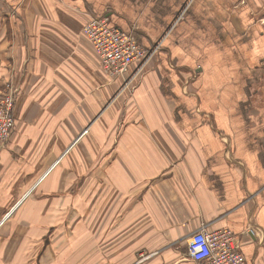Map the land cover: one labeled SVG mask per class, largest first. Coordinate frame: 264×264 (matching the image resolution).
<instances>
[{
	"label": "crops",
	"instance_id": "1",
	"mask_svg": "<svg viewBox=\"0 0 264 264\" xmlns=\"http://www.w3.org/2000/svg\"><path fill=\"white\" fill-rule=\"evenodd\" d=\"M90 16L154 46L149 61L108 76L82 32ZM10 85L0 264L49 222L50 202L31 195L67 189L64 167L48 176L75 143L91 201L125 208L133 264H194L186 241L203 225L230 228L248 264H264V0H0V99Z\"/></svg>",
	"mask_w": 264,
	"mask_h": 264
},
{
	"label": "rangeland",
	"instance_id": "2",
	"mask_svg": "<svg viewBox=\"0 0 264 264\" xmlns=\"http://www.w3.org/2000/svg\"><path fill=\"white\" fill-rule=\"evenodd\" d=\"M154 48L149 49L153 51ZM10 90H13L15 99L18 88L10 85L5 92ZM7 143L0 145V151ZM75 146L76 143L48 176L51 178L54 174V181L57 182L58 172L64 167L67 189L60 192L55 188L45 189L43 192L35 190L31 195L32 199L38 197L43 198L44 202H50L49 222L35 221L29 225V229L17 242L13 254L2 256L3 264H133L139 258L136 253L138 243L129 239L128 233L121 231V214H125V208L106 204L105 201H100V197L97 205L95 200L91 201V193L93 198L95 192H91L90 187V162L89 159L79 158V152H74ZM42 161L45 159H34L33 163L39 169ZM105 181L106 176L100 175L98 196L104 197L107 193ZM75 184L79 188L74 187ZM117 204L121 202L118 201ZM45 235L48 239L41 240V236ZM40 246H43V252L39 251ZM143 262L142 264H153L152 258Z\"/></svg>",
	"mask_w": 264,
	"mask_h": 264
},
{
	"label": "built area",
	"instance_id": "3",
	"mask_svg": "<svg viewBox=\"0 0 264 264\" xmlns=\"http://www.w3.org/2000/svg\"><path fill=\"white\" fill-rule=\"evenodd\" d=\"M99 57L101 68L111 76H124L131 63H147L153 51L138 42L134 32L110 23L106 16H90L82 28ZM14 92L0 99V145L7 143L15 129ZM187 255L194 264H248L240 243L230 228L201 226L186 241Z\"/></svg>",
	"mask_w": 264,
	"mask_h": 264
}]
</instances>
